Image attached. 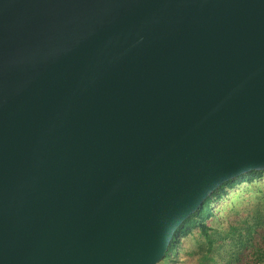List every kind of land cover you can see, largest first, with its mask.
Listing matches in <instances>:
<instances>
[{
  "label": "water",
  "instance_id": "obj_1",
  "mask_svg": "<svg viewBox=\"0 0 264 264\" xmlns=\"http://www.w3.org/2000/svg\"><path fill=\"white\" fill-rule=\"evenodd\" d=\"M264 170V0H0V264H160Z\"/></svg>",
  "mask_w": 264,
  "mask_h": 264
},
{
  "label": "trees",
  "instance_id": "obj_2",
  "mask_svg": "<svg viewBox=\"0 0 264 264\" xmlns=\"http://www.w3.org/2000/svg\"><path fill=\"white\" fill-rule=\"evenodd\" d=\"M263 177L264 170L252 171L223 184L175 233L164 260L170 258L183 238L199 230L205 238L206 250L195 264H216V255L221 258L220 264H264V205L261 202L251 206L244 216L230 221L226 229L214 231L208 223L215 202L226 199L244 184L260 182Z\"/></svg>",
  "mask_w": 264,
  "mask_h": 264
},
{
  "label": "rangeland",
  "instance_id": "obj_3",
  "mask_svg": "<svg viewBox=\"0 0 264 264\" xmlns=\"http://www.w3.org/2000/svg\"><path fill=\"white\" fill-rule=\"evenodd\" d=\"M258 202L264 205V177L260 182L238 187L230 192L226 199L215 202L213 215L208 219V223L214 231L219 228L226 229L230 221L244 216L249 208ZM205 250V238L199 230H195L193 235L181 240L180 246L175 249L169 259L163 260L160 264H195ZM215 259L216 264L221 263L219 255H216Z\"/></svg>",
  "mask_w": 264,
  "mask_h": 264
}]
</instances>
